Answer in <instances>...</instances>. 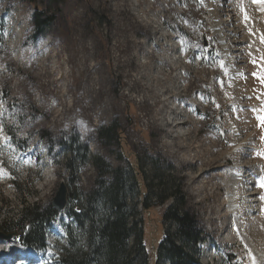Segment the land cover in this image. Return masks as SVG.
<instances>
[{
  "label": "rangeland",
  "instance_id": "374dc122",
  "mask_svg": "<svg viewBox=\"0 0 264 264\" xmlns=\"http://www.w3.org/2000/svg\"><path fill=\"white\" fill-rule=\"evenodd\" d=\"M263 4L0 0V225L18 219L26 204L51 203L61 183L69 197L93 187L91 162L69 180L61 145L67 136H77L92 156L125 166L119 146L98 132L115 123L148 177L156 163L182 185L205 231L200 264H264ZM34 11L53 20L38 39L31 37ZM29 53L31 65H23ZM46 53L50 74L41 78ZM94 76L104 84L99 101L113 106L100 118L77 121L84 83ZM152 198L151 213L139 223L150 248L166 227L165 205ZM64 215L30 264H56ZM16 237L0 240L1 260L16 249Z\"/></svg>",
  "mask_w": 264,
  "mask_h": 264
},
{
  "label": "trees",
  "instance_id": "16d2710c",
  "mask_svg": "<svg viewBox=\"0 0 264 264\" xmlns=\"http://www.w3.org/2000/svg\"><path fill=\"white\" fill-rule=\"evenodd\" d=\"M32 20L33 38L44 35L53 21L44 11H34ZM98 132L100 139L119 146L118 153L125 157L126 165L112 166L92 156L77 136L61 140L69 180L87 162L92 163L97 177L88 191L78 192L76 199L72 194L68 198L65 213L72 220L64 224L66 239L59 249L58 264H199V244L205 240V231L182 185L160 172L156 163L148 177L136 154L129 156L131 150L122 140L117 124L104 125ZM153 196L158 206L165 205L161 222L166 227L161 240L150 244V248L139 223L144 222L143 213L151 212ZM56 216L51 203L26 204L18 219L3 221L0 227L7 233L17 231L23 245L42 248L46 229Z\"/></svg>",
  "mask_w": 264,
  "mask_h": 264
},
{
  "label": "bare ground",
  "instance_id": "6f19581e",
  "mask_svg": "<svg viewBox=\"0 0 264 264\" xmlns=\"http://www.w3.org/2000/svg\"><path fill=\"white\" fill-rule=\"evenodd\" d=\"M142 2V1H141ZM247 2L249 3V0H247ZM140 4V3H139ZM138 4V5H139ZM264 5V4H263ZM219 10H222V8H220ZM224 11V7H223V10ZM216 11H212V14L216 15L215 14ZM220 13V11H219ZM13 18V19H12ZM11 18V21H12V24H13V20L16 19V17H12ZM10 21V22H11ZM9 22V23H10ZM239 23H240V20H239ZM219 23L216 22L215 26H214V30H217L219 31ZM18 45V33H17V36L16 37H13L12 39V47L13 46H17ZM44 49H47V47H44ZM82 49H83V46H82ZM81 50V48H80ZM78 52V51H77ZM227 52V51H226ZM80 53V51H79ZM114 53V52H113ZM32 55L31 53H29L28 55H25V56H21V58L23 59V65H31V61L33 60L32 58ZM85 55H81V57L77 60L78 61V70L81 69V67L83 66V59H84ZM32 59V60H31ZM48 59H49V56H48V53H46V56L44 57V61L41 65V69H40V72L38 74V76H40L41 78H43L44 76H47L48 77V74L49 73V63H48ZM112 60H114L115 62V66L117 65L118 61H119V57L118 56H114V58H112ZM57 67V66H56ZM117 67V66H116ZM56 69V68H55ZM88 69V68H87ZM116 70V69H115ZM53 71V70H52ZM51 72V71H50ZM95 75V71L93 72ZM99 74V73H98ZM92 76V74H91ZM99 76V75H98ZM98 76H94L93 80L91 77H89L85 83H84V91H83V95L81 96V99L78 100L80 101V108H79V113H78V120L77 121H82L84 120H89L90 117H98L100 118L101 115H104L106 112H108L111 108H112V104L111 102L108 100V101H104V102H100L99 98L100 97V94L103 93L102 90L104 88V84H103V80L100 81V79L98 78ZM50 77V76H49ZM88 77V76H87ZM100 77V76H99ZM47 79V78H46ZM57 80V79H56ZM55 83V82H54ZM53 84V83H52ZM94 85H97V87H95ZM57 87V86H56ZM79 91V90H78ZM49 93V92H48ZM55 93H58V91L55 89V90H52V92H50L49 96L51 95H54ZM94 94L96 95V98L94 99L93 97L90 96V94ZM54 99V98H52ZM113 100V99H111ZM114 101V100H113ZM112 101V102H113ZM116 101V100H115ZM51 105V104H50ZM49 106V105H48ZM47 107V106H46ZM49 110V109H48ZM76 118V119H77ZM79 123V122H78ZM88 123V122H87ZM65 124V123H64ZM85 124V123H84ZM76 125V124H75ZM1 240V239H0ZM3 242V241H2ZM1 242V243H2ZM22 254L24 255H27L29 254V252H23ZM23 255V256H24ZM28 258H30V256H27ZM22 258H20L21 260ZM24 259V258H23ZM20 262V263H23L24 261ZM2 264V263H1Z\"/></svg>",
  "mask_w": 264,
  "mask_h": 264
},
{
  "label": "water",
  "instance_id": "95a60500",
  "mask_svg": "<svg viewBox=\"0 0 264 264\" xmlns=\"http://www.w3.org/2000/svg\"><path fill=\"white\" fill-rule=\"evenodd\" d=\"M67 202V188L65 184H60L59 189L53 198L52 206L55 208V210L60 213L64 209ZM3 235V234H0ZM5 238L10 239L11 235H3Z\"/></svg>",
  "mask_w": 264,
  "mask_h": 264
},
{
  "label": "snow or ice",
  "instance_id": "6c2138e0",
  "mask_svg": "<svg viewBox=\"0 0 264 264\" xmlns=\"http://www.w3.org/2000/svg\"><path fill=\"white\" fill-rule=\"evenodd\" d=\"M262 42H264V37H262ZM262 82H264V80H262ZM258 119L261 121L262 124H264V115L258 116ZM262 139H264V137H262ZM261 187H264V184H262ZM262 199H264V197H262ZM262 211H264V209H262Z\"/></svg>",
  "mask_w": 264,
  "mask_h": 264
}]
</instances>
